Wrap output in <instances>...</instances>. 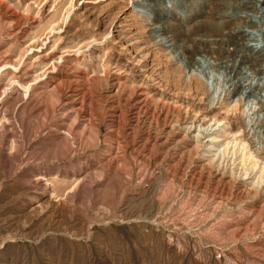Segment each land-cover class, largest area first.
<instances>
[{
    "label": "rangeland",
    "instance_id": "1",
    "mask_svg": "<svg viewBox=\"0 0 264 264\" xmlns=\"http://www.w3.org/2000/svg\"><path fill=\"white\" fill-rule=\"evenodd\" d=\"M137 1L0 0V264H264V71L234 76L249 40L234 51L223 38H258L260 25L238 18L263 22L253 5L264 0ZM51 51L88 76L120 72L167 107L162 119L183 138L152 144L146 122L112 120L97 81L63 140L56 99L31 107L38 56ZM249 81L261 89H243ZM207 124L216 131L194 147L189 136ZM233 137L235 148L212 146Z\"/></svg>",
    "mask_w": 264,
    "mask_h": 264
},
{
    "label": "bare ground",
    "instance_id": "2",
    "mask_svg": "<svg viewBox=\"0 0 264 264\" xmlns=\"http://www.w3.org/2000/svg\"><path fill=\"white\" fill-rule=\"evenodd\" d=\"M142 1L146 2L147 0H139V1L135 2V5L138 2H142ZM180 2L182 3L184 1H181V0L177 1L176 4H178ZM164 3L168 4V3H170V1L166 0V1H164ZM253 6L257 9V12L260 11L261 15L264 13V7H261L260 5L257 6L256 4H254ZM238 7H239V9L240 8H242V9L247 8L248 3H244V4L242 3V5L238 6ZM144 13H145V11H144ZM5 14H7L8 17L9 16L11 18L13 17V13H11V12L7 11V12H5ZM238 19H239V22L244 23L245 26H247V27H248V25L255 26V25L259 24L260 25V29H259L260 33L258 34V36H259L258 38H257V36H255L254 34H252L249 31L247 32L246 30H240V31L238 30V32H233L232 30H231L232 31L231 32L229 30L230 32L227 31L228 33L226 35L223 34L224 35L223 38H225V42L228 43L229 45L233 46L232 50H234V51L235 50L237 51V48L239 46L238 47H236V46L240 45L242 43L241 42L242 39L246 38L249 41H253V42L246 41L245 42L246 44L244 46H241V47H244V52L242 51L240 54L235 55L236 58L234 59V63L231 65V68L233 69L234 76L237 74L242 75L243 74L242 72L244 70L241 72V69L245 68V67L250 69V70H254V71L255 70L259 71V68H261V71L262 70L264 71V40H262V37L264 36V21L262 22L259 19H257L256 21H251V23H250L249 19H247L246 17H239ZM24 25H26V20L25 21L21 20L20 24H19V29L23 30L22 27ZM159 30H161V32L163 34L162 28L153 30L152 32L155 35L156 34L155 32H157ZM214 33H216V32H214ZM222 33H224V32H222ZM260 37H261V39H260ZM159 43L161 45L164 44V40H162V37L159 39ZM197 43H198V41H197ZM32 46H33L32 44H28L27 49L31 48ZM163 46H165L166 48H168L170 50L173 49V47L171 46L170 43L164 44ZM205 47H206V49H208L209 45L207 46V44L205 43ZM210 51H211V48H210L209 52ZM240 51H241V49H240ZM25 52H26V50H25ZM227 52H229V51H227ZM233 54H234V52H233ZM235 54H237V53L235 52ZM37 60H39L40 62H43L44 67L42 69L43 74H42L41 78L38 81H36L37 83H36L35 89H36L37 93H36V96L32 99L31 107L34 108L35 110L44 109L45 105L41 106V104L44 102V100H47L48 98H51V97L56 99V105L61 110V112L63 111V113L61 115L60 122L54 123V124H52V126H54L55 130L58 132L59 137H61L63 140H66L67 138L74 136L73 132L77 128V123L76 124L74 123V124H71L70 126H68L63 121L65 120L66 116H68L69 113H74L75 120H77L78 111L82 110L84 108V106L86 105V103L92 101V98H93L92 95L94 94L93 89H96V88H94V86H95L97 81L102 84L101 88H100V89H102L101 92L98 90L99 91L98 95L100 98V99L99 98L98 99L101 100V102L104 104V106L108 110V113H109L108 115L112 120H114V121L117 120L116 122L118 123L120 118L123 116L125 119H127L128 123L131 125V127L134 126V128L138 124H142V123L146 122V127L144 126L145 131L143 130L144 131L143 135H145V138H146L145 140L150 141L152 144H154V143L165 144L169 140L179 139L180 133H179V131L174 129V124L168 123L162 119L163 116H165V115H167V113H169L167 107H165V105H163V104L153 105L150 98L147 97L141 90H139L135 87L126 88L124 85L121 84L120 72H118L116 70L105 69V71L102 73L103 76L101 78L97 77V76H91V75H90L91 76L90 77L85 73L84 70L78 69L76 66H74L73 63H71L69 57H66L63 54L56 55L55 53H53V51H51L50 53L48 52V54H42V55L38 56ZM37 60L35 59L33 61H37ZM25 65H27V64H25ZM249 73H251V72H249ZM242 76L244 77V75H242ZM247 76L248 75H246L245 78H247ZM239 83L240 82H238V84ZM238 84H237V81L236 82L231 81L229 86L224 87V89H235L238 86ZM253 84L254 83L249 81V82L243 84L242 88L248 89L249 91H250V89H261L260 86H258L257 84H256L257 86H255ZM214 92H215V90H214ZM218 92H220V91L218 90ZM215 96H216V94H215ZM250 108L251 107H249V110H252ZM175 112H177V111H175ZM169 115L171 116V114H169ZM180 116H183V115H180ZM172 119L173 118H171V120ZM248 119H249V117H248ZM251 119H249V120L251 121ZM216 126H217L216 124L214 127L211 125L208 126V124H207L206 128L205 127L202 128L200 126L202 129H198L194 133H192L189 136V141L193 142L194 147H195L197 142L199 141V137L202 135H205L206 137L211 136L214 133V131H216V129H217ZM187 129H189V128H187ZM180 138H183L182 134H181ZM213 141L215 142L212 145L213 147L214 146L220 147V145H221L223 147V149H225L226 151L228 150V148L230 146L232 148H235L238 145V142H237L236 138H234V137L232 138L231 141L225 142V143L216 142V141H219L218 139H214ZM203 144H205V143H203ZM191 147H193V145ZM231 152H233V150ZM188 153H189V151H188ZM229 153L230 152L228 151V154ZM191 154H194V153H191ZM252 165H254V164H252ZM201 166L203 167V165H201ZM261 169L264 171V165L261 166ZM217 170H218V168H217ZM220 174L222 175V173H220ZM85 176H86V174H85ZM258 177L260 178V176H258ZM43 179H44L43 176H38L36 178L37 181H41ZM83 181H85V180H83ZM82 184H83V182H82Z\"/></svg>",
    "mask_w": 264,
    "mask_h": 264
}]
</instances>
